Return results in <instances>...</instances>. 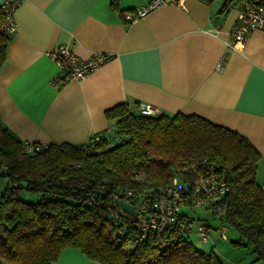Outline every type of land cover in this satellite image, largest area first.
I'll list each match as a JSON object with an SVG mask.
<instances>
[{"label":"crops","instance_id":"crops-1","mask_svg":"<svg viewBox=\"0 0 264 264\" xmlns=\"http://www.w3.org/2000/svg\"><path fill=\"white\" fill-rule=\"evenodd\" d=\"M149 1L119 0L115 9L110 0H22L0 68L1 125L24 143L83 144L110 133L106 109L149 104L245 137L261 155L256 178L264 184V30L250 32L241 50L227 47L247 2L220 12L223 0H181L124 20L125 11ZM61 45L80 58L101 53L110 59L67 81L52 57ZM53 264L101 263L68 247Z\"/></svg>","mask_w":264,"mask_h":264},{"label":"trees","instance_id":"trees-1","mask_svg":"<svg viewBox=\"0 0 264 264\" xmlns=\"http://www.w3.org/2000/svg\"><path fill=\"white\" fill-rule=\"evenodd\" d=\"M238 1L264 6V0H223L220 12ZM118 4L110 0L112 8ZM4 18L0 7V24ZM11 39L0 33V68ZM105 116L116 127L114 137L49 143L31 153L0 123V174L8 181L0 194V264H53L68 247L101 264H223L213 245L201 251L180 232L193 223L188 209L174 232L139 227L153 214V192L177 178L189 195L204 161L217 166L228 187L207 208L218 224L206 225L236 231L231 244L250 248L264 264V184L256 178L261 155L245 137L197 115H145L127 103L106 109ZM23 191L41 195L40 201L23 200ZM116 199L136 213L125 212Z\"/></svg>","mask_w":264,"mask_h":264},{"label":"built area","instance_id":"built-area-1","mask_svg":"<svg viewBox=\"0 0 264 264\" xmlns=\"http://www.w3.org/2000/svg\"><path fill=\"white\" fill-rule=\"evenodd\" d=\"M21 1L5 0L0 6L5 16L0 24V33L13 35L16 32L13 14ZM180 2L181 0H150L139 8L125 11L123 18L127 22H133L157 6ZM256 29L264 30V6L247 4L239 12L236 23L230 31L227 47L231 50L243 49L249 33ZM52 57L62 72H64L67 81L85 78L110 59L109 55L101 53H93L87 58H80L70 48L63 45L52 52ZM217 67L221 69L222 65L219 64ZM53 84L56 88L60 86L57 78L54 79ZM135 110L145 115L160 113V110L149 104H138ZM40 147V144L24 143V149L29 153L39 150ZM202 167L205 170L197 178L189 195L184 193V185L177 178H174L171 184L160 187L153 192L151 202L153 214L143 216L140 219L139 227L142 231L156 233L174 232L178 228L179 214L184 209H207L224 195L228 187L218 176L216 172L217 166L204 161ZM127 193L129 195L132 194L130 191ZM191 225L192 223L181 225L180 232L187 235L195 233L200 237L201 241L213 245L215 240H227L228 228L225 225L211 229L206 223L200 222L195 230L192 229Z\"/></svg>","mask_w":264,"mask_h":264},{"label":"rangeland","instance_id":"rangeland-1","mask_svg":"<svg viewBox=\"0 0 264 264\" xmlns=\"http://www.w3.org/2000/svg\"><path fill=\"white\" fill-rule=\"evenodd\" d=\"M8 185L7 179L0 174V194L3 189ZM20 197L28 202H38L41 195L31 194L23 191ZM139 202V199H138ZM191 217H193L192 229L197 228L198 223L204 222L206 224L216 225L218 221L211 217L209 209L186 210ZM227 241L215 240V244L204 243L200 237L195 234H189L185 239L201 251L209 250L212 245L213 252L220 258L223 264H262L261 261H256V255L252 253L250 248L247 247H234L230 240L237 239L236 231L230 230L227 234Z\"/></svg>","mask_w":264,"mask_h":264},{"label":"water","instance_id":"water-1","mask_svg":"<svg viewBox=\"0 0 264 264\" xmlns=\"http://www.w3.org/2000/svg\"><path fill=\"white\" fill-rule=\"evenodd\" d=\"M115 132H116V127H112L111 128V131H110L111 137H114L115 136ZM115 203L120 208H122L125 212H127L128 214L134 215L136 213V208L132 204H130V203L124 201V200H118V199H116L115 200Z\"/></svg>","mask_w":264,"mask_h":264}]
</instances>
